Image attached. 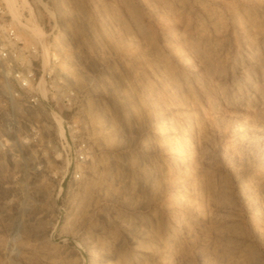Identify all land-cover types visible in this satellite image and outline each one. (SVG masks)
I'll use <instances>...</instances> for the list:
<instances>
[{"label": "rangeland", "instance_id": "rangeland-1", "mask_svg": "<svg viewBox=\"0 0 264 264\" xmlns=\"http://www.w3.org/2000/svg\"><path fill=\"white\" fill-rule=\"evenodd\" d=\"M7 2L93 159L74 179L48 116L22 141L0 76V264H264V0Z\"/></svg>", "mask_w": 264, "mask_h": 264}, {"label": "built area", "instance_id": "built-area-1", "mask_svg": "<svg viewBox=\"0 0 264 264\" xmlns=\"http://www.w3.org/2000/svg\"><path fill=\"white\" fill-rule=\"evenodd\" d=\"M0 12L3 11L0 9ZM42 49L41 38L21 35L12 21L0 26V76L6 80V100L9 97L11 103L17 104L18 128L26 123L29 113L35 116L34 120H30L32 132L27 135V144L41 141L42 117L51 118L50 126L55 128L57 141L49 138L47 143L50 147L54 144L52 150L66 158L73 166L72 176L79 180L93 159L89 128L77 115L78 91L68 86L58 74L55 55L49 65L44 66ZM59 119L63 134L58 130Z\"/></svg>", "mask_w": 264, "mask_h": 264}, {"label": "bare ground", "instance_id": "bare-ground-1", "mask_svg": "<svg viewBox=\"0 0 264 264\" xmlns=\"http://www.w3.org/2000/svg\"><path fill=\"white\" fill-rule=\"evenodd\" d=\"M8 2H10V0H7ZM12 2H10V3H16L15 2V0H11ZM7 2V3H8ZM23 2L24 3H26V0H23ZM11 4V6H14L15 4H13L12 5ZM8 5H9V3H8ZM11 6H9L10 8H11ZM14 9H15V7H14ZM16 11V10H15ZM43 45H44V49H45V52H46V57L45 56H43V60H44V66L45 67H47L48 65H49V61H51L50 60V57H49V52H48V50H47V46H46V44L45 43H43ZM51 67V66H50ZM59 121L62 123V121L59 119L58 120V123H59ZM60 130V129H59ZM22 141H24V142H27V141H29V139L28 138H23V140ZM36 145V144H35ZM34 153V152H33ZM20 200V199H19ZM28 200V199H27ZM20 204V212L21 213H26V212H29L30 211V209H31V207H30V204L28 203V201H26L25 200V198H23L22 200H21V203H19ZM20 227V223L18 222V220L16 221V229H18ZM20 229V228H19ZM16 250V249H15ZM16 262L14 261V252H12V255H11V257H10V259H9V261L6 263V264H15Z\"/></svg>", "mask_w": 264, "mask_h": 264}]
</instances>
